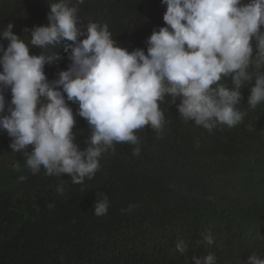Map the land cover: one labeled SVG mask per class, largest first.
I'll list each match as a JSON object with an SVG mask.
<instances>
[{
  "label": "trees",
  "instance_id": "16d2710c",
  "mask_svg": "<svg viewBox=\"0 0 264 264\" xmlns=\"http://www.w3.org/2000/svg\"><path fill=\"white\" fill-rule=\"evenodd\" d=\"M53 2L58 0H0V31L11 23L13 34L27 42L31 36L24 29L47 26ZM78 7L82 28L89 22L106 24L128 52L147 54V39L166 27L161 0H84ZM7 44L0 39V47ZM41 53L61 56L58 65L44 68L49 81L68 69L62 45L30 50V55ZM224 83L231 87L230 81ZM252 86L241 89L242 123L211 132L182 119L179 98L169 105L166 97L159 105L163 132L150 126L138 130V156L135 145L115 143V152L103 155L100 170L82 184H73L67 174L62 180L46 176L43 169L33 175L26 156L13 152L11 138L0 130V264H191L192 256L203 259L210 253L216 264L264 258V102L250 108ZM3 95L0 115H7L10 89ZM68 104L75 142L84 150L91 130L77 115L78 104ZM105 196L107 214L97 217L94 203ZM208 234L211 245L204 241ZM178 241L186 245L184 254L175 248Z\"/></svg>",
  "mask_w": 264,
  "mask_h": 264
},
{
  "label": "clouds",
  "instance_id": "9594fccd",
  "mask_svg": "<svg viewBox=\"0 0 264 264\" xmlns=\"http://www.w3.org/2000/svg\"><path fill=\"white\" fill-rule=\"evenodd\" d=\"M83 2L50 3L47 26L24 29L31 36L27 42L13 34L11 23L0 31V39L8 41L0 47V114L5 112L3 90L11 92L0 130L11 138L13 152L26 156L33 175L43 169L46 176L67 174L73 184H82L100 170L103 155L115 152V143L135 145L133 155L138 156L136 132L145 126L164 130L159 105L166 97L169 105L179 98L180 117L208 132L242 123L246 113L237 105L245 85L254 82L250 108L264 102V0H161L166 27L147 39V54L119 46L106 24L89 22L82 28L78 5ZM57 45L68 53L70 65L49 81L44 68L58 65L61 56L30 55V50ZM68 102L78 104L77 115L91 130L84 150L75 142ZM57 191L64 194L62 186ZM108 207L105 196L94 203V214L106 215ZM204 241L214 242L211 234ZM175 248L186 251L183 241ZM191 264H216V258L211 253L203 259L192 256ZM247 264H264V258L251 255Z\"/></svg>",
  "mask_w": 264,
  "mask_h": 264
}]
</instances>
